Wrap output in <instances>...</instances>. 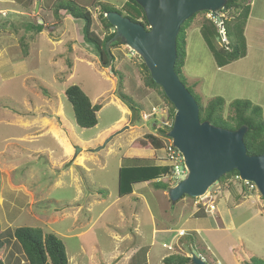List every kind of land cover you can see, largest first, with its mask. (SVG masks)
<instances>
[{
	"label": "rangeland",
	"instance_id": "1",
	"mask_svg": "<svg viewBox=\"0 0 264 264\" xmlns=\"http://www.w3.org/2000/svg\"><path fill=\"white\" fill-rule=\"evenodd\" d=\"M56 1L0 0V10H4L0 12V167L7 168L9 164L17 167L16 171L6 170V173L0 170V230L4 235L19 227H29L55 234L65 245L69 264H73L70 259L77 254L78 243L82 241L86 256L93 254L97 257L95 263L102 264V259L107 261L114 250L112 236L120 233L117 228L131 237L137 234L129 230L136 226V232L149 234L151 217H154L157 223L177 221V229L194 221L188 218L200 210H197L198 199L184 197L172 203L168 190L156 191L151 182L135 186L136 197H119L118 171L121 167L156 165L164 168L163 151H155L149 144L139 145L141 141L146 142L147 136L158 134L154 125L163 129L166 122L171 123L170 107L158 90L145 86L142 60L127 46L109 47L114 58L112 69L103 68L94 49L83 41V21L62 11L54 17L53 3ZM102 1L115 7L126 2ZM254 5L255 15L264 18V0H256ZM99 10V7L90 8L92 30L103 38L105 31L99 22ZM126 12L128 16H136L139 10L128 4ZM205 19H208L205 13L197 14L186 31V59L182 72L185 87L203 105L213 98H222L226 112L235 100L250 101L261 108L264 118V53L261 51L264 49V24L261 28L259 23L262 38L252 35L253 29L247 32L253 59L219 68L199 32ZM36 25L45 28L36 33ZM225 44L222 40L216 43L218 47ZM73 85L78 86L93 105L100 106L97 127L82 130L75 125L71 105L63 98L64 90ZM123 98L132 101L139 110L138 116H132ZM153 108L162 111L149 118ZM47 120L61 127L72 141L68 154L61 147L55 153L33 155L17 150L10 145L13 142L2 141L7 137L16 138L15 128L27 125L36 132L42 128V121ZM41 144L52 147L47 139ZM22 146L24 144H19L17 148L23 149ZM72 172L74 178L81 176L90 187L88 191L82 185V196L76 192ZM163 180L160 183H164ZM215 185L220 187L222 201L226 195L232 204L242 203L229 208L234 224L231 226L226 211L223 213L218 207L215 217L205 216L208 221H215L213 230L199 234L187 232L198 234L200 244L209 248L211 256L221 264H234V259L242 264L251 260L264 263L263 198L258 192H247L232 177ZM81 206L89 210L88 218L97 220L85 237L70 239L75 236L72 234L73 219L57 222L55 217L71 216L73 208L66 207ZM256 210L261 216L253 212ZM86 220L84 215L80 216L82 224H86ZM6 242L3 260H9V264H23L14 240L6 237ZM92 245L96 246L94 250ZM179 248L182 247L178 243L169 252L154 245L158 256L180 254Z\"/></svg>",
	"mask_w": 264,
	"mask_h": 264
},
{
	"label": "trees",
	"instance_id": "2",
	"mask_svg": "<svg viewBox=\"0 0 264 264\" xmlns=\"http://www.w3.org/2000/svg\"><path fill=\"white\" fill-rule=\"evenodd\" d=\"M128 4L138 8L139 13L136 14V16H128L126 12V6ZM250 5L251 0H227L224 9L220 12V14H225V18H222L221 21L225 30L227 42L223 46L218 47L216 45L217 41H220V35L213 20L205 19L199 28L202 40L213 55L219 68L227 66L246 56L247 49L244 28L249 15ZM91 7L100 8L98 17L101 28L105 31L103 38H100L92 30L93 19L90 12ZM53 9L55 18L58 17L59 11H62L74 19L83 21V41L94 49L103 68L110 67L112 69L111 63L114 61L113 57L109 58L105 49L106 43L115 33V29L105 18L107 13H119L132 22L139 23L145 28H148L143 9L133 0H126L120 7L104 4L102 0H57L53 3ZM202 13L207 14L208 12ZM196 15L192 16L181 26L176 39L177 56L174 71L183 84H185L182 72L186 59V31ZM139 19H141V22ZM43 28L44 26L42 25H36L34 30H36V33H41ZM119 45H121L119 41L115 42L110 45V49ZM24 54L25 56L27 55L26 53ZM141 68L145 74V86L158 90L160 96L169 105L172 122L175 113L172 104L167 100L161 88L152 81L143 62L141 63ZM188 91L192 94L190 89H188ZM63 98L71 105L74 122L78 128L85 130L97 127V118L101 108L98 105H93L90 99L78 86L73 85L66 88L63 92ZM123 99H125L123 103L133 112L132 116H138L139 110L132 104V101L128 98ZM196 102L198 104L199 120L201 122H208L215 127L231 131L238 130L243 126L246 127L247 131L244 135L243 142L247 154L250 156H260L264 154V118L259 106L254 105L250 101L235 100L228 105L226 112L225 102L220 97L211 99L205 105L198 101ZM169 131L170 129L166 127L158 129V134L156 136L153 134L147 136L146 142L141 141L139 146L145 147L149 144L155 151H160L164 148L163 139L167 138ZM133 161L140 160L133 159ZM167 170L166 167L162 168L154 165L144 167H121L118 171L119 197L123 198L130 195L133 191V185L145 182H151L153 188L156 190H169L170 188L166 183L155 181L161 174L166 173ZM237 175L238 173L236 171H232L222 176L218 180V183H222ZM184 197H182V199ZM205 216L206 214L200 210L194 215V218H205ZM3 233L4 231L0 230V264H9V260L5 262L2 258V253L7 247L6 237L13 239L16 243V247H18L24 259L23 264H68L65 246L55 234L44 233L43 230L39 228L29 227H19L4 235ZM178 243L182 246H187L188 255L195 253L197 256L203 258L206 264H212L211 257L206 254L204 248L200 246L201 249L199 247V238L196 233H187L180 236ZM190 261L191 258L189 256L175 253L164 258L162 264H191ZM245 264L264 263L258 260H251V262L246 261Z\"/></svg>",
	"mask_w": 264,
	"mask_h": 264
},
{
	"label": "water",
	"instance_id": "3",
	"mask_svg": "<svg viewBox=\"0 0 264 264\" xmlns=\"http://www.w3.org/2000/svg\"><path fill=\"white\" fill-rule=\"evenodd\" d=\"M133 1L143 9L148 28L119 13H107L105 18L115 33L105 49L111 58V44L119 41L127 46L142 60L152 81L174 108L172 127L167 136L181 153L187 176L168 190L170 201L176 203L184 196L198 199L232 171L238 173L241 181L253 183L264 200V154H247L243 142L247 128L243 126L231 131L201 122L195 98L174 71L176 39L181 26L202 12L211 13L220 22L219 13L227 0ZM76 151H79L77 147ZM190 258L191 264H206L195 253Z\"/></svg>",
	"mask_w": 264,
	"mask_h": 264
},
{
	"label": "crops",
	"instance_id": "4",
	"mask_svg": "<svg viewBox=\"0 0 264 264\" xmlns=\"http://www.w3.org/2000/svg\"><path fill=\"white\" fill-rule=\"evenodd\" d=\"M254 2H256V0H251V5L250 7L252 9H250L249 11V15L248 18L246 20V24H245V28H244V36H245V41H246V56L238 61H248L249 58L253 59L251 51L250 49L253 47H249L248 45V37H247V32L250 29H253L252 35H257L260 36V38H262V32L261 29H259V26L261 24V28L262 25L264 24V18L262 17H258L255 15V11H254ZM13 3V2H12ZM10 3V4H12ZM4 10H0V12L2 13ZM253 21V23H252ZM260 23V24H259ZM255 24V25H254ZM259 24V25H258ZM253 26L255 28H253ZM257 27V28H256ZM45 28V27H44ZM44 30V29H43ZM254 38V37H253ZM261 51L264 53V49H261ZM238 61H235L233 63H236ZM231 63V64H233ZM231 64L227 65L226 67H229ZM260 89V88H259ZM257 100V99H256ZM148 116V115H147ZM155 119H157V117H154ZM43 122V126L42 128L39 127V129H37L36 132H33L34 130H31L29 127L26 126H22L20 128H15L16 132H15V136L16 138H14L13 140H10L8 137L4 138L2 141L4 142H13L10 143V145L12 144V146H14L17 150L20 149L19 151L21 152H28L31 154H39V153H55L56 150H60L61 147L64 149L65 153H69L70 151V147L72 146L71 144L72 141L70 140V138L67 137V135L65 134V132L61 129V127H57L55 125H53L50 121H42ZM156 124V123H155ZM155 126L154 131H157V129L160 128V126ZM47 139L50 143L52 147H44V146H40L42 145L41 142L42 140ZM19 144H24L23 149L21 148H17L19 147ZM35 144L39 145L38 147H35ZM9 145V144H8ZM36 150V151H35ZM2 154V151H0V155ZM16 156V155H15ZM126 159V158H124ZM130 159V158H129ZM122 160V159H121ZM133 161V159H130ZM137 160V159H135ZM136 162H141V161H136ZM123 164V162H122ZM4 165H2L3 167ZM156 166V165H154ZM16 166L9 164L7 165V168H5V166L3 168L0 167V170L4 173H6V170H13L16 171ZM86 171H88L86 169ZM73 175V172H72ZM80 176V175H79ZM72 179H74L76 186H74L76 189V192L79 196H82V185H84V188L86 190H88L89 185L87 184V182L85 181V179H83L81 176L78 179L76 176L74 178V175L72 176ZM60 181V180H59ZM60 183L58 182V186H60ZM139 184H148V182L145 183H138L133 185V188ZM12 185V184H11ZM132 193L128 196H132V197H136L137 194L135 193L134 189H132ZM156 190V189H154ZM89 191V190H88ZM161 192V190H156ZM95 196H98V192L94 193ZM127 197V196H125ZM253 200V199H252ZM242 203H240L239 205H234L230 202L229 197L225 195V199L222 201L221 197H219L217 203H216V211L214 212L213 216L211 217H215L218 214V207H221V209L223 210V213H225L226 211V216L227 219H229V223L231 224V226L234 224L231 217H230V212H229V208L231 206H233V208H236L237 206H241ZM69 208H73V213L66 216H62L60 218L55 217L58 221H62V220H66L68 218H72L73 219V224H72V234H74V238H70V239H81L83 237H85L88 232L92 229L95 221H92L91 218H88V216L90 217V212L88 209H86L85 207L78 208V207H66V209ZM90 209V208H89ZM251 211V210H250ZM248 211V212H250ZM64 212V211H63ZM255 214H258L259 216H261L260 212L258 210L253 211ZM84 215V217H86V224H82L80 222V216ZM100 216V215H99ZM98 216V217H99ZM207 216V215H206ZM210 215H208L207 218H209ZM97 217V218H98ZM119 218L120 220L122 219V214L119 213ZM153 219V222H151V230L150 233H146V232H136V228H133L132 230H129L130 233H133V231L135 232L134 237H131L129 234H124L122 230L120 229H116L117 231L119 230V234H114L112 236V239L115 241V246H114V250L112 251L111 255L108 257L107 261H105V259H102V264H162V261L164 258L175 254V253H171V254H164V255H159L158 256V251L154 250V245H160L163 248V245L166 246H170L172 247V251L174 250V247L178 245V232H183L184 234H187L188 230L191 231H197V233L199 234L200 232H208L213 230L212 227L214 228L213 224H215V221L213 220V222L208 221L207 218H194L193 216L189 217L188 219H193L194 221L191 222H186L185 226L183 227H177L176 228V222L173 223H163V222H156L154 217H151ZM136 219V215L134 217V219L132 221H135ZM125 221V218L123 220V223ZM223 224V223H222ZM110 226V225H109ZM195 233V232H194ZM197 234V235H198ZM82 241L79 242L78 244V248L79 251H77V254H74L70 260L73 261V264H96L95 260H97V257L93 254H89L88 256H86V248L84 245H82ZM200 243V242H199ZM64 244V243H63ZM65 246V245H64ZM200 246L202 248H204L201 244ZM96 246L92 245L91 248L92 250H94ZM182 248H179L181 251V255L184 256H188L187 253V246L185 245H181ZM66 249V248H65ZM165 250H167L166 248H163ZM206 254L208 256L211 257L212 260V264H221L220 261H218L215 257L211 256V252L209 248H204ZM171 252V251H169ZM67 255V254H66ZM69 264V261H68ZM97 264H99L97 262ZM234 264H242L241 261H236L234 259Z\"/></svg>",
	"mask_w": 264,
	"mask_h": 264
},
{
	"label": "built area",
	"instance_id": "5",
	"mask_svg": "<svg viewBox=\"0 0 264 264\" xmlns=\"http://www.w3.org/2000/svg\"><path fill=\"white\" fill-rule=\"evenodd\" d=\"M206 15L208 19H211L215 22L220 35V40L226 43V35L222 25V21L219 22L211 13H207ZM219 17L222 20V18H225V14L219 13ZM161 111V108H153L151 113L149 114V118L153 117L154 115H157L158 112ZM165 127L171 129L172 122H166L163 128ZM163 143L164 148L160 151H163L165 154V165L163 166L166 167L168 170L166 173L160 176L157 182H161L164 179L163 182L166 183L169 188H173L174 186H176V184H178L187 176V171L184 166L183 157L181 153L173 146L172 140L167 136L166 139H163ZM182 177L184 178L182 179ZM232 179L240 183L247 190V192H258L256 186L253 183L241 181L238 175L232 177ZM215 186L217 187L214 188ZM220 195V187L218 185H214L206 192L204 196L198 198L197 210H202L206 215L213 216L214 212L216 211V203ZM182 235H184L183 232H178L179 237ZM163 248H166L168 251H172L173 249L172 247L166 245H163ZM188 256L190 257V255Z\"/></svg>",
	"mask_w": 264,
	"mask_h": 264
},
{
	"label": "bare ground",
	"instance_id": "6",
	"mask_svg": "<svg viewBox=\"0 0 264 264\" xmlns=\"http://www.w3.org/2000/svg\"><path fill=\"white\" fill-rule=\"evenodd\" d=\"M70 149V148H69Z\"/></svg>",
	"mask_w": 264,
	"mask_h": 264
}]
</instances>
